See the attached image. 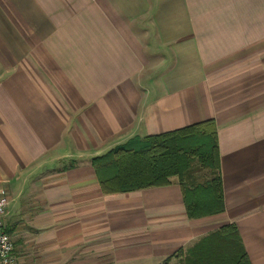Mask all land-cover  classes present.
Segmentation results:
<instances>
[{
    "label": "crops",
    "instance_id": "crops-1",
    "mask_svg": "<svg viewBox=\"0 0 264 264\" xmlns=\"http://www.w3.org/2000/svg\"><path fill=\"white\" fill-rule=\"evenodd\" d=\"M213 120L221 213L92 159ZM0 188L17 264H164L233 223L264 264V0H0Z\"/></svg>",
    "mask_w": 264,
    "mask_h": 264
},
{
    "label": "trees",
    "instance_id": "trees-1",
    "mask_svg": "<svg viewBox=\"0 0 264 264\" xmlns=\"http://www.w3.org/2000/svg\"><path fill=\"white\" fill-rule=\"evenodd\" d=\"M215 122L204 120L182 129L134 137L92 159L104 192H126L160 186L176 177L187 217L202 218L224 209ZM211 178L197 181L196 172ZM233 223L200 237L174 264H249ZM166 264V263H164Z\"/></svg>",
    "mask_w": 264,
    "mask_h": 264
},
{
    "label": "built area",
    "instance_id": "built-area-1",
    "mask_svg": "<svg viewBox=\"0 0 264 264\" xmlns=\"http://www.w3.org/2000/svg\"><path fill=\"white\" fill-rule=\"evenodd\" d=\"M8 205V197L5 189L0 188V264H17L13 253V240L4 229V216Z\"/></svg>",
    "mask_w": 264,
    "mask_h": 264
},
{
    "label": "rangeland",
    "instance_id": "rangeland-1",
    "mask_svg": "<svg viewBox=\"0 0 264 264\" xmlns=\"http://www.w3.org/2000/svg\"><path fill=\"white\" fill-rule=\"evenodd\" d=\"M197 175V181L204 182L207 178H211L210 171L208 169H202L200 171L196 172ZM178 259H173L166 264H174L177 262Z\"/></svg>",
    "mask_w": 264,
    "mask_h": 264
}]
</instances>
